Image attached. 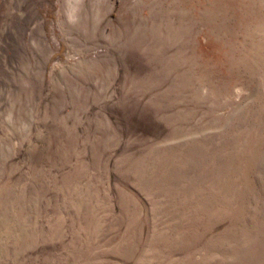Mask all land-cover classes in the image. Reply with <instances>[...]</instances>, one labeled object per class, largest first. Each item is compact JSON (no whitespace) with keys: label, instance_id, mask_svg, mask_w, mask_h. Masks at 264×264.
I'll return each instance as SVG.
<instances>
[{"label":"rangeland","instance_id":"374dc122","mask_svg":"<svg viewBox=\"0 0 264 264\" xmlns=\"http://www.w3.org/2000/svg\"><path fill=\"white\" fill-rule=\"evenodd\" d=\"M0 264H264V0H0Z\"/></svg>","mask_w":264,"mask_h":264}]
</instances>
